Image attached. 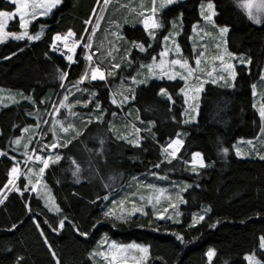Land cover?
I'll use <instances>...</instances> for the list:
<instances>
[{"label": "trees", "instance_id": "1", "mask_svg": "<svg viewBox=\"0 0 264 264\" xmlns=\"http://www.w3.org/2000/svg\"><path fill=\"white\" fill-rule=\"evenodd\" d=\"M239 1H180L162 9L157 16L162 26L149 32L140 26L142 8L136 3L116 0L107 7L91 48L96 59L106 58L100 64L107 78L71 93L67 104L73 117L67 118L65 109L60 116L67 127L58 133L55 155L60 159L49 163L41 176L60 211H49L30 191L31 182L20 177L0 203V264H95L91 251L102 236L146 246L147 264H247L248 255L264 264L259 249L264 237V159L239 158L233 148L238 140L255 139L261 128L252 87L260 83L264 65V23H253ZM207 2L215 10L214 24L227 29V51L242 63L235 66L231 84L203 86L193 120L186 117L179 79L143 77L134 84L128 78H139L136 73L145 71L143 65L174 32L189 56L192 28L200 23V8ZM98 3L61 0L49 15L28 26V34L39 39L11 38L0 44V90L13 96L0 103V153H6L0 155V198L15 163L23 169L30 152L42 153V143L52 144V111L85 71L82 50L76 64L69 65L50 53L52 38L71 32L73 40L85 44ZM14 10V4L0 0V11ZM118 28L119 38H114ZM21 31L17 18L7 26L9 33ZM108 40L117 46L111 59L104 52ZM135 44L145 52L136 51ZM121 87H129L127 102L119 95ZM177 139L181 145L171 156L165 149ZM195 153L203 167L193 164ZM150 175L185 185L177 220L156 219L151 212L111 217L109 207L120 191L132 192ZM209 250L214 252L211 258Z\"/></svg>", "mask_w": 264, "mask_h": 264}, {"label": "rangeland", "instance_id": "2", "mask_svg": "<svg viewBox=\"0 0 264 264\" xmlns=\"http://www.w3.org/2000/svg\"><path fill=\"white\" fill-rule=\"evenodd\" d=\"M8 1L14 4L12 0ZM115 1L116 0H107V2H105V0H99L91 22V30L85 44L82 41H75L71 37H68L69 40L76 42L78 46L77 53L82 50V56L86 60L85 71L82 77L86 78L81 83V77L77 84L72 87V89L70 87V94L63 93L61 95L52 111V117L49 122L48 130L52 134V144L48 145L46 143H42L39 147L42 153L36 151L30 152L28 157L32 156L33 159L29 160L27 157V161H25V167L23 169L20 166L21 163H15L14 167H16L18 171L16 174H13L11 176L9 175V180H12L13 183L9 184L8 182V185L4 189L0 200H2L5 195L12 189H14L16 181L23 176L28 182H31L32 187L30 191L42 198L44 206L51 212L56 211L55 209L57 207L54 202L53 196L49 193V191L46 189L47 187H45L42 182L41 176L43 172H41L40 169L44 168V159H48L49 163L56 160L55 151L58 147V133L64 132L65 129H67L64 124V119L60 118L62 114L61 112L63 109H65V116H67V118L73 117L74 113L71 111V109L68 108L69 106L67 104L71 93L80 91L83 92L85 91L83 88L85 84L93 81H105V79L107 78L106 72L103 70V67L100 64V61H103V59L106 58L103 55L99 56V58L96 59L91 48L94 46V41H96L93 34L101 23L103 14L105 13L107 7ZM180 1L184 0H172V3H167V0H155V4L153 3V0H126V2L130 5L136 3L140 8H142L139 12V14L141 15L140 26L146 32L154 30L145 28L146 18L151 16L158 21L157 16L158 14H160L159 12L162 9L164 10L168 7H171L172 5H175ZM51 2L52 0H17V3H23L27 5V7L23 10L25 19L28 22L27 26L26 28L21 27L20 14L16 13L17 5L14 4L15 10L11 13H16V15L14 18L9 19L3 31L0 32V44L13 38V36L11 35L12 33L7 32V26L11 21H13L15 18L18 19L22 31L20 34L15 35H21L25 31L27 32V28L30 23L38 18L46 17L58 5L57 4L55 7L49 9V5L51 4ZM162 2L164 4L163 7L160 6ZM209 3L210 2H207L201 6V21L199 24L193 26L192 28V34L190 36L192 51L190 52L189 56L183 54V51L178 43V37L180 34L178 35V33L174 32L172 33V35L166 36L169 37L168 40H165L164 38V40L161 41L159 50L152 54V58L148 63L143 65L145 71H138L139 73L135 72L136 74H140V77L128 78L129 80L131 79L130 82H134V84L140 83L144 78H165L167 80L179 79L183 83L181 93L185 103L186 117L187 119L193 120L197 118L199 99L203 86L208 82L218 84H231L235 77V66L242 63L241 58L233 56L227 51L225 41L227 31L222 32L221 29L225 28L218 27L214 24L215 10L213 5L211 9L207 7ZM137 5L135 6L136 8L134 7L135 9H138ZM154 6L156 8L155 14H153L151 11ZM239 6L253 23H255L256 25L264 23V0H240ZM209 15L211 16V21L205 19V16ZM149 23H151V21H149ZM168 23L169 30H172L173 20L169 18ZM118 32L119 28L118 31L113 34L114 38H119ZM181 32L182 31H180V33ZM5 33H8L9 35H5ZM24 38H27V36H25ZM34 40L35 39H32V41ZM108 41H106L108 43L105 47L106 50H104V52H106L107 57L111 59L113 57L112 51L115 52L117 46H115V43L112 42V40ZM177 48L179 49V51H177ZM134 49L140 53L145 52V49L143 48V50H141V46L138 44L134 45ZM162 53L166 54L161 55ZM89 56L91 57V59H88ZM174 59L182 61L187 60V67L182 68L179 64H171L170 61ZM197 60H199V64H197ZM93 68H99L101 71H103L105 74V79L92 80L91 70ZM189 69L193 70L192 75H189ZM128 92H130L129 87H121V90L119 91V95L123 97L124 102H127L130 97ZM0 93L5 94L4 97L3 95H0V103H5L3 101L12 100L13 96L10 91L0 90ZM252 96L254 107L261 121L260 132L255 139L238 140L233 148L235 154L239 158L261 159L260 157L264 156V132L261 131V129L264 128V120H262L260 116V109L264 107V65L261 70L260 83L252 87ZM65 97H67V100H65ZM61 102L64 103V107H61ZM7 103H9V105L11 104V102ZM57 109L59 110L58 112ZM40 138L41 135L38 136L37 140L39 141ZM53 144L57 146L55 148H52L51 146ZM180 145L177 146L173 144L171 147L168 146L166 148L168 154L173 156L172 153L175 152L176 155ZM35 156H40L42 159L36 160ZM192 162L195 166H200L201 158H197L195 162L192 159ZM29 163H34L35 166L29 167L27 169L26 167L29 165ZM26 169L27 171L25 172ZM156 182L161 184L162 186L155 184ZM184 189L185 185L177 183V181H170L166 177L150 175L149 181L143 180L142 184H136L132 192L129 191L130 189H127L129 191L127 193L125 189H122L119 193V198L112 200L108 213L111 217H114L116 219H124L126 217H132L135 215L145 216L146 213L151 212L152 216H154L156 219L176 221L179 216V207L182 203L181 194ZM262 241H264V237L260 239L259 244V249L264 252ZM113 244L116 245L115 248L111 247ZM128 245H138L139 247L147 249L146 246L141 244L133 242L121 243L119 241L112 240L107 236H102L96 242L93 250L91 251L92 260L95 264H147L148 251L144 253L141 252L139 248L128 249ZM121 248L127 250L121 252L119 251ZM250 257L252 259H249ZM246 261L247 264H259L258 259L254 255L246 256Z\"/></svg>", "mask_w": 264, "mask_h": 264}, {"label": "snow or ice", "instance_id": "3", "mask_svg": "<svg viewBox=\"0 0 264 264\" xmlns=\"http://www.w3.org/2000/svg\"><path fill=\"white\" fill-rule=\"evenodd\" d=\"M12 2L17 5V7H16V13H19L20 14L21 27L22 28H26L28 22L25 19L23 10H24V8L27 7V5L26 4H23V3H17V0H12ZM60 2H61V0H52L51 4L49 5V9L52 8V7H55ZM105 2H107V0H105ZM153 3L155 4V0H153ZM167 3H172V0H167ZM160 6L161 7L164 6L163 2L161 3ZM207 7L209 9H211L212 8V4L209 3L207 5ZM151 11H152L153 14H155V12H156L155 6L152 8ZM16 13H11V12H8V11H0V32L3 31L5 25L8 23L9 19H12V18L15 17ZM205 19L211 21V16L210 15L209 16H205ZM149 21H151V23H149ZM161 26L162 25L156 19H154L151 16L148 17V18H146V20H145V28L146 29H158ZM221 31L222 32H225V31H227V29L226 28L225 29H221ZM151 34L154 35V32H152ZM5 35H9V34L8 33H5ZM11 35L13 36L14 39H23L25 36H27V38L30 39V40H32V39H39L40 38L39 35H37V36H30V35H28V33L26 31L23 34H21V35H15V34H11ZM71 35H72L71 32H69L68 35L65 36V37H61V36L57 35L55 37V40H57V41L65 40L66 41L68 39V37H70ZM168 39H169V37H165V40H168ZM65 46H67V45H65ZM141 50H143V47L142 46H141ZM177 51H179L178 48H177ZM165 54L166 53H162L161 55H165ZM88 59H91V57L89 56ZM170 63L173 64V65L179 64L180 67H182V68H185L188 65L187 60H183L182 61V60H176V59H174V60H171ZM197 64H199V60H197ZM115 67H119V66L116 65ZM229 67H231V66H229ZM192 71H193L192 69H189V75H192ZM91 72H92V76H91V79L92 80H96V79L104 80L105 79L104 72L101 71L99 68H93L91 70ZM109 74H111V73H109ZM85 78L86 77H82L81 78V83L83 82V80ZM61 79H64V76L63 75L61 76ZM125 99H127V98H125ZM65 100H67V97H65ZM113 103H116V101L113 100ZM64 106H65L64 103L61 102V107H64ZM58 111L59 110L57 109V112ZM260 116H261L262 120H264V107H262L260 109ZM37 127H38V125H37ZM24 131L27 132L28 129H25ZM65 131H67V129H65ZM261 131L264 132V128H262ZM15 143L16 144H20V140L19 139L16 140ZM173 144L179 146L181 144V141L179 139H177V140L173 141L172 144L169 145V147H171ZM56 146L57 145L53 144L51 147L52 148H55ZM25 147H27V145ZM33 151H35V150H33ZM165 151H167V149ZM226 151H227V149H225V152ZM0 155H6V153H0ZM172 155L175 156V152H173ZM199 157H200V154L199 153H195L194 156H193V161L195 162V160L197 158H199ZM260 158L261 159H264V156H261ZM13 159H15V158L13 157ZM28 159L31 160V159H33V157L32 156H29ZM35 159L36 160H41L42 158L40 156H35ZM56 159L59 160L60 157L57 156ZM48 163H49L48 159H44L43 160L44 168H46L48 166ZM200 166L201 167L204 166L202 159H201V162H200ZM157 167H158V165H157ZM44 168H41L40 171L43 172L44 171ZM17 171H18V169L16 167H13L11 169V172L9 173V175L11 176L13 174H16ZM78 172H79V168L76 169V171L73 173V175H76ZM12 183H13V181L12 180H9V184H12ZM5 187H7V185ZM0 203H3V201L0 200ZM55 210H56V212H59L60 211V209L58 207ZM105 215H108V213H105ZM200 219L202 220L203 219V216H201ZM64 223H65L64 220H61L59 222V227L61 229L64 227ZM13 227H15V225ZM37 227H39V224H37ZM41 235H43V232L41 233ZM177 238L178 239H182V237H179V236ZM111 247L115 248L116 245L113 244ZM262 247H264V241H262ZM127 248L128 249H131V248H139V250L141 252H144V253H146L148 251L146 248L139 247L138 245H128ZM126 250L127 249L121 248L119 251L124 252ZM53 255H55V253H53ZM213 255H214V252L212 250H209V252H208L209 258H211ZM249 259H252V258L250 257ZM58 264H59V262H58Z\"/></svg>", "mask_w": 264, "mask_h": 264}, {"label": "built area", "instance_id": "4", "mask_svg": "<svg viewBox=\"0 0 264 264\" xmlns=\"http://www.w3.org/2000/svg\"><path fill=\"white\" fill-rule=\"evenodd\" d=\"M56 36L52 38V42L49 47L50 53L60 57L69 65L76 64L75 57L78 50V46L76 42L71 41L69 39H67L66 41L65 40L57 41L55 40Z\"/></svg>", "mask_w": 264, "mask_h": 264}]
</instances>
